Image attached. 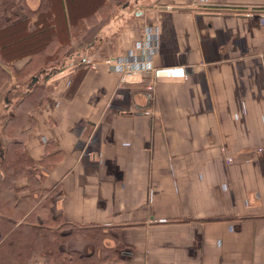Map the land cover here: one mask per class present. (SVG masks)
<instances>
[{"label": "crops", "instance_id": "1", "mask_svg": "<svg viewBox=\"0 0 264 264\" xmlns=\"http://www.w3.org/2000/svg\"><path fill=\"white\" fill-rule=\"evenodd\" d=\"M81 20L62 58L0 86V163L8 119L34 85L48 88L20 135L45 191L31 220L100 236L68 237V264H92L83 256L100 245L111 256L97 264H264V0H102ZM166 67L185 77L152 82ZM14 185L29 193L25 177ZM23 262L45 258L0 264Z\"/></svg>", "mask_w": 264, "mask_h": 264}, {"label": "trees", "instance_id": "2", "mask_svg": "<svg viewBox=\"0 0 264 264\" xmlns=\"http://www.w3.org/2000/svg\"><path fill=\"white\" fill-rule=\"evenodd\" d=\"M27 0H0V86L12 72L16 79L30 76L34 71L47 67L54 60L62 58L69 47L70 32L75 37H81L86 32L82 16H86L102 0H89L87 10L75 7L87 0H66L70 28L66 27L59 0H55L57 13L52 14V0H38L37 6L30 9ZM24 5L26 15L18 17L14 8ZM82 7V6H81ZM58 22V25H57ZM27 58L25 64L15 71L13 63ZM81 73L70 81L71 95ZM44 85H34L18 104L13 116L6 124V132L12 140L9 142L4 158L0 163L2 178L0 182V262L9 263L13 257L26 260L29 251L37 252L45 258V264H68L70 256L61 245L68 237L83 238L100 242V236L94 231L90 233L84 227L70 223H60L55 229L46 224L38 225L31 220V209L42 206L45 191L39 189L38 178L30 171V160L21 150L22 135L31 127L33 120L31 112L43 100L47 91ZM27 179L29 193L20 198L16 196L18 187L14 181L18 178ZM3 216V217H2ZM19 220V223L14 221ZM57 223V219H53ZM53 225V223H52ZM63 229V230H62ZM3 236V238H2ZM88 256L92 264L110 258V247L100 245ZM25 258V259H24ZM72 258V257H71ZM5 260V262H4ZM26 264V263H22Z\"/></svg>", "mask_w": 264, "mask_h": 264}, {"label": "built area", "instance_id": "3", "mask_svg": "<svg viewBox=\"0 0 264 264\" xmlns=\"http://www.w3.org/2000/svg\"><path fill=\"white\" fill-rule=\"evenodd\" d=\"M125 72L131 73L130 65H125ZM185 72L182 67H166V68H154L151 71L152 82L158 81L160 78H184ZM146 95L148 98H153L154 89L153 84L150 83L146 87Z\"/></svg>", "mask_w": 264, "mask_h": 264}, {"label": "water", "instance_id": "4", "mask_svg": "<svg viewBox=\"0 0 264 264\" xmlns=\"http://www.w3.org/2000/svg\"><path fill=\"white\" fill-rule=\"evenodd\" d=\"M33 78H35V77H33Z\"/></svg>", "mask_w": 264, "mask_h": 264}]
</instances>
